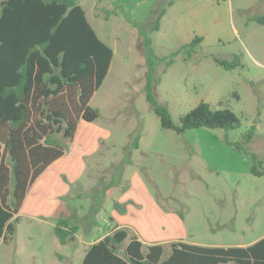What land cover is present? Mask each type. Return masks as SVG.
I'll list each match as a JSON object with an SVG mask.
<instances>
[{
  "label": "rangeland",
  "instance_id": "1",
  "mask_svg": "<svg viewBox=\"0 0 264 264\" xmlns=\"http://www.w3.org/2000/svg\"><path fill=\"white\" fill-rule=\"evenodd\" d=\"M174 1L161 30L150 34L146 27L155 22L148 19L155 1L77 0L98 37L115 53L90 102L99 119L83 123L71 144L61 134L55 136L70 144L63 164L73 150L86 162L83 174L70 184V201L64 202L79 231L62 245L48 220L23 215L12 221L13 240L0 244V264H82L87 249L115 229V216L145 242L166 244V252L179 239L205 247H246L264 237V175H253L251 156L228 144L242 143L254 129L245 148L264 168V24L258 22L264 18V0H218L215 7L204 3L197 12L199 1ZM118 3H124V12ZM164 6L166 2L159 7ZM103 10L118 13L105 20L104 13L97 17ZM128 20L148 32L163 60L154 74V95L176 124L205 102L215 110H232L240 127L184 134L162 128L144 90L148 67L143 38ZM196 36L203 43L195 51L182 49ZM235 57L240 65L232 69L215 61L233 62ZM97 135L104 139L91 154ZM137 135L139 149H134ZM68 166L73 179L81 164Z\"/></svg>",
  "mask_w": 264,
  "mask_h": 264
},
{
  "label": "trees",
  "instance_id": "2",
  "mask_svg": "<svg viewBox=\"0 0 264 264\" xmlns=\"http://www.w3.org/2000/svg\"><path fill=\"white\" fill-rule=\"evenodd\" d=\"M0 244L13 240L17 214L36 180L57 160L66 156L82 121L92 123L100 113L90 102L103 84L114 51L105 44L87 19L77 0H3L0 2ZM120 13L124 12L119 8ZM107 20L117 11H99ZM166 9H157L154 23L160 29ZM143 38L148 67L144 87L146 99L160 119L161 127L184 134L188 130L209 128L233 130L240 118L230 109H212L201 102L176 124L167 106L154 95V74L160 61L146 30L128 20ZM258 22L264 24V18ZM203 43L200 36L182 49L192 53ZM181 50L171 55L173 64ZM226 69L240 65L221 59ZM62 135L69 145L55 138ZM255 135L251 129L243 142L229 145L250 155L252 174L263 176L262 161L245 145ZM139 135L133 148L139 149ZM55 235L62 245L79 231L78 225L60 219ZM82 264H264V238L247 247H205L173 242L165 256V246H145L127 229H117L92 244Z\"/></svg>",
  "mask_w": 264,
  "mask_h": 264
},
{
  "label": "crops",
  "instance_id": "3",
  "mask_svg": "<svg viewBox=\"0 0 264 264\" xmlns=\"http://www.w3.org/2000/svg\"><path fill=\"white\" fill-rule=\"evenodd\" d=\"M108 1L110 3H112V4H117V2H119V0H108ZM147 1L148 2L155 1L153 3L152 9H150V11H149V15H150L149 18H148L149 20L155 18L156 13H157V9H159V10L162 9V7L161 8L159 7L162 2H166V6H164V8L166 9V13L162 17L161 20L166 18V16L171 13V11L173 10V7L175 5V1L174 0H163V1L162 0H147ZM196 1H199V3L194 7V12L195 11L196 12L199 11V9L202 7V5L204 3H209V5H211V7H215L216 1L218 2V0H196ZM122 4H124V3H118L117 6L123 8V10H125L126 8H124V5H122ZM86 16H87L88 21L92 25L91 21L89 20L87 11H86ZM92 27H93V25H92ZM159 30H161V26H160ZM177 35L181 37L182 33H180V35L177 33ZM83 123L84 124L85 123L86 124H92L93 122L92 123H88V122L82 121L80 123V125L78 127V130H77V133H76V136H75V139H74L75 141H76V139L78 137V134L83 129V127H82ZM102 139H104V138L101 137L100 135L96 136V139H95V142H94L96 144V146L94 145L93 151L90 152L91 154H94V153H96L98 151L99 146H100L99 145L100 144V140H102ZM74 145H75V142H74ZM69 155H70V153L67 156H64L63 158H61V159L57 160L55 163H53L36 180V182L29 189V191H28V193L26 195V198H25V200H24V202L22 204V207L20 208V211H19V213L17 214L16 217L21 219L23 217V215H28V216L40 219L41 221L48 220L50 222V224L53 225L54 227L56 226L57 222L60 219L69 220L67 212H66V209H65V206H64V202L68 201V200L70 201V196H69V194L71 192L70 184H74L79 179L81 174H83V172L86 169V162L82 158L79 159V157H75L74 156V150L72 152V156H71L70 160L68 161V163L63 164V162H65L68 159ZM85 156H88V155H85ZM73 162H78V163L81 164V171L73 179H70V175L68 174L70 168H69L68 165H70ZM65 165H67V166H65ZM60 180L61 181L63 180L62 181L63 184L61 183ZM39 185H42L41 186V191H39ZM44 186H45L46 189H45V191H42ZM119 202L121 203V200ZM61 215H62V217H60ZM115 220L117 222V224H115V226H114L115 229L110 230V232H112L114 230H117V229H127L129 231V233H130V236H133V235L137 236L135 231L133 229H131V227L126 226L123 223H121L118 220V217L115 216ZM106 235H104L100 240H102ZM137 237L145 246H150V245H153V244H161V245L166 246V244H162V243H159V242L147 243L141 237H139V236H137ZM262 238H264V237H262ZM173 240H175V239H173ZM170 242H172V241H170ZM173 242H183V243L191 244V243L186 242L183 239H179V240L173 241ZM256 242H254V243H256ZM191 245H196V244H191ZM197 246H201V245H197ZM248 246H250V245H248ZM169 253H170V251L166 252V249H165V256H168ZM84 256L85 255H83V257H82V261L84 259Z\"/></svg>",
  "mask_w": 264,
  "mask_h": 264
}]
</instances>
